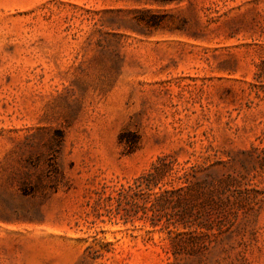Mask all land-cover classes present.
Wrapping results in <instances>:
<instances>
[{
    "label": "rangeland",
    "instance_id": "rangeland-1",
    "mask_svg": "<svg viewBox=\"0 0 264 264\" xmlns=\"http://www.w3.org/2000/svg\"><path fill=\"white\" fill-rule=\"evenodd\" d=\"M162 156L230 222L175 254ZM0 264H264V0H0Z\"/></svg>",
    "mask_w": 264,
    "mask_h": 264
},
{
    "label": "trees",
    "instance_id": "trees-1",
    "mask_svg": "<svg viewBox=\"0 0 264 264\" xmlns=\"http://www.w3.org/2000/svg\"><path fill=\"white\" fill-rule=\"evenodd\" d=\"M192 168L178 167L170 156L158 157L150 170L134 180L132 185L118 194L119 203L129 199L130 210H118L117 215L128 222L139 211L142 219L152 229L165 231L170 242V250L175 254L177 243L182 236L191 238L207 237L230 225L226 215L216 224L211 221L213 210L220 207L214 191L203 195L197 183L192 182ZM158 187L159 193L152 194ZM198 188V189H197ZM204 196V205L198 202ZM221 203V202H220Z\"/></svg>",
    "mask_w": 264,
    "mask_h": 264
}]
</instances>
